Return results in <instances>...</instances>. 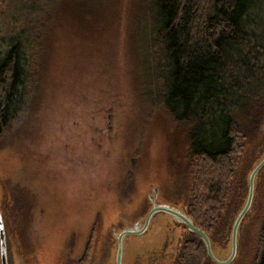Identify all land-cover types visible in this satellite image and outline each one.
<instances>
[{
  "label": "rangeland",
  "instance_id": "obj_1",
  "mask_svg": "<svg viewBox=\"0 0 264 264\" xmlns=\"http://www.w3.org/2000/svg\"><path fill=\"white\" fill-rule=\"evenodd\" d=\"M146 1L108 0L107 5L95 7L87 20L80 11H69L63 27L38 38L25 109L0 134V177L10 183L8 189L13 184L19 188L12 194L16 208L24 204V215L15 218V231L22 240H32L45 264L54 257L65 263L70 235L79 252L86 222L98 208L100 216L110 218L107 227L120 228L117 216L111 217L118 211L122 222L132 220L138 207L145 208L143 199L152 187L159 186L161 204L177 210L185 209L191 195L196 171L187 157L186 129L149 97L153 82ZM16 5V0H0V20L7 23ZM4 31L0 22V38ZM244 144L222 209L224 228L232 225L250 166L260 156L254 158L256 148L264 147L263 124ZM20 196L21 202H16ZM168 196L177 201H165ZM263 206L264 169L239 229L235 259L229 264H254ZM55 207L62 208L57 216ZM151 231L154 240L146 248L154 257L151 264H157L162 254L153 252L167 236H173L175 244L179 232L163 218L153 222ZM180 235L188 239L185 232ZM150 236L125 238L123 264H132L134 253ZM222 238L221 232L216 239L222 242ZM226 239L224 257L218 260L230 254V234ZM110 252L109 260L104 251V260L94 264L106 260L114 264L115 245ZM204 264L214 263L208 259Z\"/></svg>",
  "mask_w": 264,
  "mask_h": 264
},
{
  "label": "trees",
  "instance_id": "obj_2",
  "mask_svg": "<svg viewBox=\"0 0 264 264\" xmlns=\"http://www.w3.org/2000/svg\"><path fill=\"white\" fill-rule=\"evenodd\" d=\"M16 1L8 22L0 20L6 30L0 38V134L25 109L37 39L63 27L69 11H80L87 20L95 7L108 3ZM146 12L149 97L185 127L187 157L196 171L184 212L221 249L232 227L222 226V209L238 157L244 142L264 125V0H147ZM259 146L254 158L264 150ZM184 231L188 239L182 238L176 264H204V245ZM221 232L222 242L216 239ZM238 239L240 245V231ZM254 264H264V220Z\"/></svg>",
  "mask_w": 264,
  "mask_h": 264
},
{
  "label": "flooded vegetation",
  "instance_id": "obj_3",
  "mask_svg": "<svg viewBox=\"0 0 264 264\" xmlns=\"http://www.w3.org/2000/svg\"><path fill=\"white\" fill-rule=\"evenodd\" d=\"M0 185L2 188V194L0 196V215H1V220H2V228H3V240L1 244V239H0V264H2V256H1V249L3 250V256L6 260V264H45L44 261L41 259L40 253L38 252L37 248L34 247L32 240L30 242L24 241L21 239V237L17 234L15 231L17 225H15L14 221L15 218L17 217V221L19 220V217L17 216L19 213L22 212L24 215L23 209H24V204H21V196L17 198L16 202H21L20 207H17V204L13 200L14 198L12 197V194L14 191H20L19 188L17 189L16 184H13V188L8 189L10 183H8V180L6 181L5 178L0 177ZM8 187V188H7ZM153 188V189H152ZM150 189V192L145 196V199H143V203L145 208L138 207L140 210L139 213L135 212L136 215L133 216L132 220H128L127 222L123 220L122 222V215L118 214V211L114 214L113 217L115 218L117 216V219L120 223V228H116L115 226L112 225V227H107L108 223L110 222V218H105L103 216H100V213L102 214V209L98 208L97 210L94 211L93 215H90L89 220L86 222V235L85 239L82 244V248L80 247L79 252H76L75 250V239L70 235L67 243H66V248L64 250V255L67 253V258L65 260L64 264H94L95 261H103L104 259L102 258L103 252L105 251V255H107V258L109 260V252L112 249V245L114 247L115 245V253H116V247H117V242H116V236L115 234H119L125 230H131V231H139L144 227V224L146 222V219L151 212V210L154 207H164V208H172L174 206H170L167 204H161L160 202L162 201L159 198L160 195V189L158 187H152ZM156 188L157 193H154L153 190ZM13 198V199H12ZM159 198V199H158ZM168 199H164L167 202L175 203L177 200L168 196ZM139 203V202H138ZM140 206H142L141 203H139ZM148 204V207L147 205ZM62 207V206H61ZM60 207V210H57L55 207L53 210V215L57 216L60 214L62 211V208ZM176 208V207H174ZM182 208V206H181ZM127 208H125L122 213L126 211ZM28 214H32V211L30 209H27ZM35 212V211H34ZM119 215V216H118ZM162 215V216H159ZM13 218V220H12ZM157 218H163L165 221L166 225H170L172 229H177L178 230V236L177 239H175V244L173 242V236L172 238H169L168 236L165 237V242H162L160 245L159 251H155L153 253L155 254H162V258L159 257L157 264H176L178 260V256L180 253V243L182 241V236L181 234H184V227L182 225L177 224L172 217L169 214H166L164 212H156L154 213L144 229L139 234L136 235H125L123 237V250H122V256H121V262L123 264V261L125 258V251H124V240L127 236L130 237H140L145 234H150V239L149 242L145 245V243L142 244L143 248L138 251V253H134L136 257L134 258V261L132 264H151L150 260H152L153 254L152 252L146 248L147 245H149L153 240H154V235L152 234L151 227L153 222ZM121 220V221H120ZM105 225V226H104ZM115 227V228H114ZM107 230V236L105 238V230ZM112 237L115 239V241L112 240ZM102 239V242H101ZM73 243L72 246L70 243ZM101 242V247L97 251L96 257H94V250L97 248V244ZM103 247H102V243ZM174 245V246H173ZM221 249L217 252V255L219 257H224L223 253L226 251L225 246L220 245ZM153 249V248H151ZM221 250V254H219ZM71 251V254H70ZM76 255H75V254ZM111 253V252H110ZM115 253H114V259L113 262L115 264ZM38 254L40 256V260L38 259ZM70 254V257H69ZM59 257V256H58ZM69 257V259H68ZM102 258V259H101ZM108 264V261H104L103 264ZM46 264H62L59 261V258H51L50 263Z\"/></svg>",
  "mask_w": 264,
  "mask_h": 264
},
{
  "label": "water",
  "instance_id": "obj_4",
  "mask_svg": "<svg viewBox=\"0 0 264 264\" xmlns=\"http://www.w3.org/2000/svg\"><path fill=\"white\" fill-rule=\"evenodd\" d=\"M264 128V125H263ZM264 167V151L258 156L255 161L251 164L249 173L247 175V192L245 199L243 200L242 205L239 207L235 218L232 223L231 232H230V254L224 259V260H218L216 257H218L217 252L219 248H216L214 244L211 242L209 237L206 235L205 232L198 229L196 226H194L192 220L186 215L184 210H177L172 208H164V207H154L151 212L149 213L146 222L144 224V227L139 231H131V230H125L119 234H115L116 236V253H115V264H122L121 262V256H122V250H123V237L125 235H136L144 231L146 228L148 221L150 217L156 213V212H164L166 214H169L172 219L179 225H182L185 227L188 233L196 236L202 244L204 245L205 252L207 255V258L214 264H229L232 263L235 259V253L238 245V234L239 229L241 226L242 221L244 220V217L250 210L254 195H255V189H256V181H257V175L259 171ZM154 193H157L156 188L153 190ZM0 239L1 244L3 240V228H2V220L0 215ZM1 256H2V264H6V260L3 256V250L1 249Z\"/></svg>",
  "mask_w": 264,
  "mask_h": 264
}]
</instances>
